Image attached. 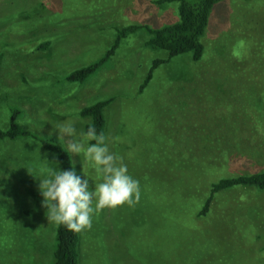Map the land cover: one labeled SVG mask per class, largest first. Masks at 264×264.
<instances>
[{
    "label": "rangeland",
    "instance_id": "obj_1",
    "mask_svg": "<svg viewBox=\"0 0 264 264\" xmlns=\"http://www.w3.org/2000/svg\"><path fill=\"white\" fill-rule=\"evenodd\" d=\"M176 19L173 2L0 0V129L15 111L28 132L0 139V264H50L56 224L37 178L60 166L39 140L64 147L94 191V170L56 126L81 132L80 108L109 98L103 133L140 199L94 215L78 233V264H264V190H225L196 215L211 182L264 170V0L219 2L200 60L171 57L139 93L152 60L166 55L144 46L143 30L121 38L84 82L65 79L102 57L120 28Z\"/></svg>",
    "mask_w": 264,
    "mask_h": 264
},
{
    "label": "trees",
    "instance_id": "obj_2",
    "mask_svg": "<svg viewBox=\"0 0 264 264\" xmlns=\"http://www.w3.org/2000/svg\"><path fill=\"white\" fill-rule=\"evenodd\" d=\"M221 1L223 0H153L158 5L170 2L175 3L177 19L172 23L164 24L157 28L150 27L146 24H129L120 28L117 30L114 42L102 57L86 66L71 71L65 76V79L76 83L84 82L113 53L114 48L121 38L127 33L143 30L146 33V38L143 42L144 46L150 50L160 49L166 55L165 58H155L152 60L145 77L138 85L137 91L139 93L149 82L152 71L159 64L167 63L171 57L182 53H189L191 61L197 62L200 60L203 52L200 37L204 34L213 8ZM46 44L42 43L38 47L43 48ZM111 100L109 98L107 100L97 101L80 108L78 115L81 118L88 119L83 124L82 131H87L89 126H94L98 134L104 131L103 109ZM15 113L14 111L9 117L8 126L5 129H0V139H14L28 134V132L21 130L16 125ZM39 142L44 149L54 155L60 166V171L72 170L70 156L64 147L49 139H40ZM90 143H95V141H91ZM241 186L264 190V170L236 176L220 177L216 181L211 182L207 195L196 215L198 217L206 215L211 200L218 193ZM54 239L55 244L51 253L50 264H78V233L68 230L65 226L56 224Z\"/></svg>",
    "mask_w": 264,
    "mask_h": 264
},
{
    "label": "clouds",
    "instance_id": "obj_3",
    "mask_svg": "<svg viewBox=\"0 0 264 264\" xmlns=\"http://www.w3.org/2000/svg\"><path fill=\"white\" fill-rule=\"evenodd\" d=\"M65 139L71 154L83 156L91 165L99 181L94 191L89 190V176L82 179L74 170L46 168L47 175L39 180V191L43 197L42 206L47 209L48 222L62 225L79 233L90 230L94 215L104 209H116L128 205L134 207L140 199L139 181L128 174L123 156L112 152L108 137L97 133L94 126L77 133L69 121L56 126ZM79 135L80 139H75ZM95 141V143H90Z\"/></svg>",
    "mask_w": 264,
    "mask_h": 264
}]
</instances>
